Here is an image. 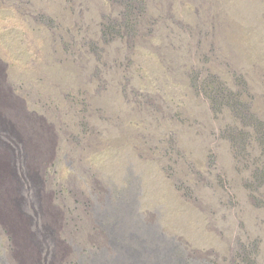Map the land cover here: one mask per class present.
<instances>
[{
	"label": "rangeland",
	"instance_id": "374dc122",
	"mask_svg": "<svg viewBox=\"0 0 264 264\" xmlns=\"http://www.w3.org/2000/svg\"><path fill=\"white\" fill-rule=\"evenodd\" d=\"M0 264H264V0H0Z\"/></svg>",
	"mask_w": 264,
	"mask_h": 264
},
{
	"label": "bare ground",
	"instance_id": "6f19581e",
	"mask_svg": "<svg viewBox=\"0 0 264 264\" xmlns=\"http://www.w3.org/2000/svg\"><path fill=\"white\" fill-rule=\"evenodd\" d=\"M1 169H3V165H2V163H0V170H1Z\"/></svg>",
	"mask_w": 264,
	"mask_h": 264
}]
</instances>
